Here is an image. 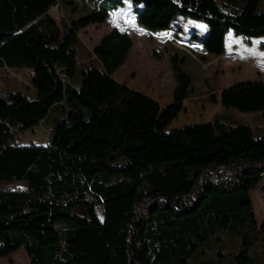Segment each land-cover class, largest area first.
I'll list each match as a JSON object with an SVG mask.
<instances>
[{
	"label": "trees",
	"instance_id": "trees-1",
	"mask_svg": "<svg viewBox=\"0 0 264 264\" xmlns=\"http://www.w3.org/2000/svg\"><path fill=\"white\" fill-rule=\"evenodd\" d=\"M131 2L144 31L172 29L200 59L223 54L229 32L264 36L260 0ZM123 4L92 0L67 22L59 0H0V66L34 68L37 91L0 93V256L23 248L28 264H264L250 194L264 192V128L226 116L264 113V78L221 88L224 112L211 121L167 130L191 86L183 60L171 56L172 100L162 106L112 77L133 45L113 27L90 52L103 69L84 67L73 83L80 30ZM192 19L204 25L187 31ZM37 125L45 144L14 142Z\"/></svg>",
	"mask_w": 264,
	"mask_h": 264
},
{
	"label": "rangeland",
	"instance_id": "rangeland-1",
	"mask_svg": "<svg viewBox=\"0 0 264 264\" xmlns=\"http://www.w3.org/2000/svg\"><path fill=\"white\" fill-rule=\"evenodd\" d=\"M69 1L59 0L61 7L56 13L59 20L68 22L85 15L89 11L85 4H89L92 0H71V3H68ZM133 5L131 0H124L121 9L111 12L103 23L90 24L80 30V43L75 45L78 64L76 75L71 78L73 83L78 84L84 67L94 66L103 69L100 60L95 58L90 60V52L101 36L113 27L127 30L133 45L127 59L112 74V77L156 99L162 106L172 100L174 79L171 56L176 54L183 60L182 67L190 77L191 86L182 111L167 130L184 124L209 120L221 109L219 92L224 86L238 81L264 78V36L248 38L229 32L227 52L221 55L207 54L205 59H200L195 47L187 44L186 41H174L173 30L156 33L144 31L136 21V9H132ZM258 8H264V0H260ZM53 11L55 12V9ZM184 24L187 31H192L195 26L204 25L193 19ZM33 73L32 67L0 66V93L17 91L29 98L37 97V91L31 84ZM210 93H214L215 101L208 100ZM235 112L237 115L233 119L236 121L248 123L254 128L257 127V123L264 126V118L260 114L248 115L249 113ZM56 115L65 118L66 111L65 114L54 112L52 117ZM49 124L52 126V120ZM47 138L48 130L42 125H37L18 133L14 142L17 145H43L47 142ZM250 194L255 216L260 224L264 222L263 189L258 185L251 190ZM0 264H28V258L24 249L19 248L9 256H0Z\"/></svg>",
	"mask_w": 264,
	"mask_h": 264
},
{
	"label": "crops",
	"instance_id": "crops-1",
	"mask_svg": "<svg viewBox=\"0 0 264 264\" xmlns=\"http://www.w3.org/2000/svg\"><path fill=\"white\" fill-rule=\"evenodd\" d=\"M176 24H177V25H181V24H183V20H182L181 18H177V20H176ZM168 30H172V29H168ZM162 31H166V30H162ZM227 40H228V33L226 34L225 39H224V52H225V51H226V52L228 51V50L226 49V44H227V42H228ZM237 40H238V39H237ZM237 40H236V41H237ZM236 41H235V42H236ZM231 43H232V42H231ZM224 87H226V86H224ZM219 95H220V92H219ZM223 112H224V110H223V107H222V105H221V109H220L219 111L215 112L209 120L201 121V122H208V121H211V120L213 119V117H214L216 114H218V113H223ZM255 114H260V115L264 118V113H261V112H258V113H252V114H248V115H255ZM236 115H237L236 112L232 111V112H230V115H226V116H227V117L235 118ZM256 125H257V127L264 128V126H260L258 123H257Z\"/></svg>",
	"mask_w": 264,
	"mask_h": 264
}]
</instances>
